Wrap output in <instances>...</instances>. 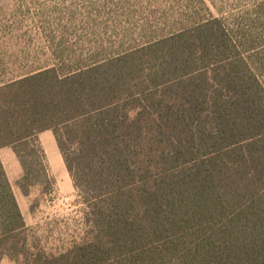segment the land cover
Segmentation results:
<instances>
[{
	"label": "trees",
	"instance_id": "16d2710c",
	"mask_svg": "<svg viewBox=\"0 0 264 264\" xmlns=\"http://www.w3.org/2000/svg\"><path fill=\"white\" fill-rule=\"evenodd\" d=\"M199 2L204 15L144 46L102 60L61 48L0 84V149L20 162L21 193L54 190L38 138L50 130L88 226L56 254L31 252L0 159V259L264 264V82L248 53L257 43L248 25L234 29L228 3Z\"/></svg>",
	"mask_w": 264,
	"mask_h": 264
},
{
	"label": "rangeland",
	"instance_id": "374dc122",
	"mask_svg": "<svg viewBox=\"0 0 264 264\" xmlns=\"http://www.w3.org/2000/svg\"><path fill=\"white\" fill-rule=\"evenodd\" d=\"M214 1L229 4L226 10L234 29L248 25V36L257 43L248 51L249 65L264 82V10L255 13L264 0ZM201 7L199 0H0V84L52 60L53 52L61 48L76 54L92 48L98 60L139 48L188 27L195 13L205 14ZM244 19L249 22L241 23ZM50 159L55 179L51 193L35 187L23 195L17 182L11 183L33 253L56 254L83 238L88 229L80 196L70 179L56 178L54 173L60 175L51 152ZM0 264L22 262L2 256Z\"/></svg>",
	"mask_w": 264,
	"mask_h": 264
},
{
	"label": "crops",
	"instance_id": "0c3cea01",
	"mask_svg": "<svg viewBox=\"0 0 264 264\" xmlns=\"http://www.w3.org/2000/svg\"><path fill=\"white\" fill-rule=\"evenodd\" d=\"M38 138L46 153L49 167H50V161H51L50 152L55 157V163L57 166L56 169L59 170V175H60L58 176L56 173H54V171H52L54 175L56 176V178H60V179L68 178L71 181V178L65 168L60 151L57 147L53 133L50 130H46V131L41 132L38 135ZM0 159L4 166V169H5V172L7 174L10 184L12 182H17L22 175V167L14 151L10 147L1 148L0 149Z\"/></svg>",
	"mask_w": 264,
	"mask_h": 264
}]
</instances>
